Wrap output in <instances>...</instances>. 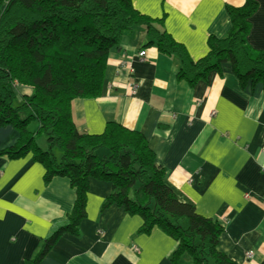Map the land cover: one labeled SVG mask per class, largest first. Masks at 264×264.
<instances>
[{
	"label": "crops",
	"instance_id": "obj_1",
	"mask_svg": "<svg viewBox=\"0 0 264 264\" xmlns=\"http://www.w3.org/2000/svg\"><path fill=\"white\" fill-rule=\"evenodd\" d=\"M255 1L247 43L264 53V0ZM131 2L141 14L164 17L165 31L197 61L207 54L208 37L222 38L230 28L225 5L244 0ZM147 41L140 27L122 35L109 54L100 96L72 103L77 130L97 135L115 123L140 133L176 198L223 225L218 250L235 264H264L262 86L240 88L231 66L223 64L190 87L178 79L179 62ZM141 50L145 58L138 56ZM18 136L10 126L0 128V151ZM110 190V183L89 181L79 234H63L39 264H172L173 239L157 228L138 234L141 218L122 208L101 209ZM75 197L66 178L45 184L44 168L30 155L0 156V264L32 260ZM178 264L192 263L182 257Z\"/></svg>",
	"mask_w": 264,
	"mask_h": 264
},
{
	"label": "trees",
	"instance_id": "obj_2",
	"mask_svg": "<svg viewBox=\"0 0 264 264\" xmlns=\"http://www.w3.org/2000/svg\"><path fill=\"white\" fill-rule=\"evenodd\" d=\"M225 10L228 32L222 38L208 37L207 54L192 61L163 28L164 17L139 13L131 0H0V128L10 126L19 135L0 156L30 155L44 168L45 184L66 178L76 196L65 220L54 224L26 264H39L63 234H79L90 180L111 185L101 209L122 208L141 218L138 234L157 228L175 241L172 264L182 257L192 264H235L218 250L223 225L176 198L140 133L115 123H108L101 134L79 132L72 116L74 100L100 96L109 54L135 27L145 31L147 47L179 62L178 79L190 87L228 64L240 88L260 84L264 92V53L247 43L257 2L244 0L237 7L225 5ZM17 88L30 94L14 105ZM33 121L38 126L31 132ZM41 135L45 150L35 144Z\"/></svg>",
	"mask_w": 264,
	"mask_h": 264
},
{
	"label": "rangeland",
	"instance_id": "obj_3",
	"mask_svg": "<svg viewBox=\"0 0 264 264\" xmlns=\"http://www.w3.org/2000/svg\"><path fill=\"white\" fill-rule=\"evenodd\" d=\"M143 58V57H142ZM19 94V93H18ZM21 96V94H19L14 102V105H17L19 102V97ZM37 122L33 121L29 124L28 129L32 132L33 130L36 129L37 127ZM35 144L42 150L46 149V140H45V136L41 135L40 137H36L35 138Z\"/></svg>",
	"mask_w": 264,
	"mask_h": 264
},
{
	"label": "built area",
	"instance_id": "obj_4",
	"mask_svg": "<svg viewBox=\"0 0 264 264\" xmlns=\"http://www.w3.org/2000/svg\"><path fill=\"white\" fill-rule=\"evenodd\" d=\"M145 55H146L145 50H141V51L138 53V56H139L140 58H142V57L145 58ZM246 256H247V257H251V254H250V253H247Z\"/></svg>",
	"mask_w": 264,
	"mask_h": 264
}]
</instances>
